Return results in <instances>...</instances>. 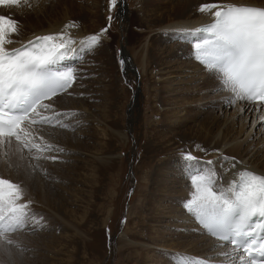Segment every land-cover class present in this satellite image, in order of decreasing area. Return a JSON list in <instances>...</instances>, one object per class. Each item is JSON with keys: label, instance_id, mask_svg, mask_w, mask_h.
<instances>
[{"label": "rangeland", "instance_id": "rangeland-1", "mask_svg": "<svg viewBox=\"0 0 264 264\" xmlns=\"http://www.w3.org/2000/svg\"><path fill=\"white\" fill-rule=\"evenodd\" d=\"M120 1L112 6L111 0H27V4L21 0L19 6H0V14L18 22V35L10 36L14 46L33 34V28L43 29L41 22L47 28L68 19L80 28V41L101 35L94 49L78 52L71 59L74 61H67L77 65L76 79L50 104L51 111L43 113L49 117L59 114L58 122L31 129L42 148L48 144L55 150L29 151L15 138L0 144V178L20 185L25 193L22 203L31 201L26 226L19 233L0 237V264H184L196 257L214 264L227 261L218 254L228 255L230 249L211 243L194 223V214L184 207L194 189L185 176L182 155L191 152L203 161H213L205 171L219 174V159L238 160V155L224 152L246 141L245 148L258 153L252 157L243 150V158L264 168V118H258L264 110L241 101L240 106L251 107L246 111L244 105L241 112L227 100L218 105V99H210L219 91L216 87L208 90L213 86L202 83L201 77L210 78V84L216 79L193 58L191 44L179 39L177 34H186L187 27L174 30L172 26L200 20L206 13L199 11L203 5L235 0H195L192 7L189 0H126L123 11ZM254 1L260 6L264 3ZM27 14L40 20L29 23L24 19ZM102 43L109 44L107 51ZM123 57L130 61V69ZM177 117L182 124L173 130L170 120ZM167 125L176 135L160 147L154 137L166 133ZM208 132L215 139L227 136L229 143L215 148V139L205 140ZM60 133L72 138L69 146ZM113 134H123L127 140L120 137L116 141ZM107 142H111V150L106 148ZM150 144L163 154L150 152ZM99 147L108 152L101 153ZM53 156L56 159L49 158ZM104 161L113 166L92 186L91 171ZM162 165L171 166L166 169L168 175L162 174ZM26 171L33 173L32 183ZM72 178L74 182H67ZM164 180H168V191L159 190ZM9 239L11 244L6 243Z\"/></svg>", "mask_w": 264, "mask_h": 264}, {"label": "snow or ice", "instance_id": "snow-or-ice-1", "mask_svg": "<svg viewBox=\"0 0 264 264\" xmlns=\"http://www.w3.org/2000/svg\"><path fill=\"white\" fill-rule=\"evenodd\" d=\"M20 3L21 0H0V6ZM116 3L117 0H111L112 6ZM213 8L216 9L213 22L191 33H178L179 39L191 44L193 58L212 74L217 86L233 94L230 104L237 100L264 102V7L206 4L199 11L209 12ZM108 19L111 21L112 17ZM17 23L0 14V138L11 143L14 137L29 151H54L52 145L42 148L31 129L37 124L54 126L58 122L59 114L43 115L51 111V105L44 101L71 87L77 65L65 61L78 52L94 49L101 35L80 41L83 47L78 50L74 47L77 41L67 35L66 29L7 48L6 45L14 43L10 36L18 35ZM106 31L107 28L102 29L101 34ZM3 143L0 139V144ZM182 159L185 176L194 189L191 199L184 203L186 211L198 218L207 229L205 234L235 246L241 253V264H264V232L257 233V225L251 223L254 217L264 221V175L244 170L225 181V158L216 164L219 174L205 171L213 166V161H203L191 152H185ZM235 166L233 163L232 167ZM24 194L20 185L0 178V232H15L28 223L31 201L22 203ZM259 226L264 229V222ZM244 256L248 257L246 262Z\"/></svg>", "mask_w": 264, "mask_h": 264}, {"label": "bare ground", "instance_id": "bare-ground-1", "mask_svg": "<svg viewBox=\"0 0 264 264\" xmlns=\"http://www.w3.org/2000/svg\"><path fill=\"white\" fill-rule=\"evenodd\" d=\"M33 1H36V0H33ZM193 1H195V0H189V6L191 5V7L193 6L192 4L194 3ZM198 2V1H197ZM183 3V2H182ZM195 3H196V1H195ZM202 3H204V2H202ZM222 4H220V2H219V4L220 5H223V4H225V3H223V2H221ZM212 4V3H211ZM226 4H235V5H246V6H258V7H264V3H261V6L259 5L260 3H259V1L258 2H256V1H254V0H239V1H230V2H227ZM32 5H33V3H32ZM179 6V5H178ZM183 6H184V4H183ZM186 7H187V4H186ZM190 7V8H191ZM188 8V7H187ZM55 9V7L53 8V10ZM186 10V9H185ZM216 11V9L215 8H213L211 11H209V12H206L205 14H204V16H202L201 18H200V20H189V21H180V22H178V23H175L173 26H172V28H174V30H176V29H179V28H185V27H187V29H186V33H191V32H193L195 29H197V28H199L201 25H205V24H208V23H210V22H212L213 20H214V12ZM55 13V12H54ZM184 13V12H183ZM192 13V12H191ZM196 13V12H195ZM194 12L192 13V14H195ZM47 14V13H46ZM52 14V13H51ZM189 14H190V12H189ZM191 14V15H192ZM191 15H190V17H191ZM195 15H197V14H195ZM182 16H183V14L181 13V14H179V17H181L182 18ZM187 17V16H186ZM189 17V16H188ZM197 16H195V18H196ZM25 20H27L29 23H34L35 21H39L40 19L37 17V16H35V15H26L25 16V18H24ZM192 19V18H191ZM194 19V18H193ZM197 19V18H196ZM64 22V23H63ZM68 25H72L71 27H67L66 28V26H68ZM76 25V24H75ZM73 23H71L70 21L68 22V19H65L64 21H61V22H59V21H57V22H55L54 24H49V26L47 27V28H44V23H42L41 22V26L43 27V29H39V30H37L36 28H33L34 29V33L33 34H31V35H29L28 36V38H26V39H24V41H22V42H20L17 46H14L13 45V43L12 44H8V45H6V47L7 48H15V47H19L20 45H21V43H24V42H27V41H29V40H31V39H34L36 36H40V35H46V34H56V33H59V32H61V31H63V30H65L66 29V31H67V35H69V36H71V37H73V39H75L77 42H79L80 40H82V37H81V34H80V28L78 27V26H75ZM100 28V27H99ZM169 30V29H168ZM29 34V33H28ZM11 39V38H10ZM76 49H78L79 47H80V44L79 43H77L75 46H74ZM101 47H102V49H108V47H109V44L108 43H102V45H101ZM149 47V46H148ZM173 49H171V51H172ZM105 51H107V50H105ZM173 52V51H172ZM146 53V52H145ZM171 53V52H170ZM123 54H124V52H123ZM163 54V53H162ZM161 54V55H162ZM128 55V54H127ZM171 55V54H170ZM90 56V55H89ZM169 56V55H168ZM125 59V60H124ZM128 58L126 57H123V61H125L124 62V64L126 65V67H128L129 69L131 68V63H130V61L128 60ZM179 67V66H178ZM176 72V71H175ZM182 74V73H181ZM210 74V73H209ZM211 76H212V74H211ZM168 79V78H167ZM210 78H204V77H201V81H202V83H204V84H207V85H210V86H213L212 88H210V89H208V90H214L215 88L214 87H216L217 89H218V94L216 93V95L215 96H213V97H210V99H218V100H216V103H218V105H221V104H225V103H227L230 99H231V97H232V93H230V91L229 90H227L226 88L225 89H221V87H218L217 86V84H218V82H217V80H216V83H214V84H210L209 82H210ZM170 83V82H169ZM173 86V85H172ZM204 86V85H203ZM169 87V86H168ZM167 86L166 87H164V89H165V91H166V89L168 88ZM171 87V86H170ZM205 87V86H204ZM171 90V92H174V93H176L177 92V90H176V88H170ZM108 92V91H107ZM111 92H112V90H111ZM110 92V93H111ZM221 92V93H220ZM114 93V92H113ZM113 93H111V94H113ZM230 94V95H229ZM229 95V99H227V97L226 96H228ZM58 97H59V95H56L54 98H52L51 100H49V101H47V102H44V103H46V104H53V102L55 101V100H57L58 99ZM113 97V96H112ZM109 98H110V96H109ZM108 98V100H110ZM113 100H114V98H112ZM106 100H107V98H106ZM107 100V101H108ZM226 100H227V102H226ZM208 101H210V100H208ZM241 101H244V102H247V105L248 106H252V107H255V108H257V109H260V110H264L260 105H257V104H250L248 101H245V100H238V101H236L235 103H234V105L236 106V108L239 110V111H241V112H243V106H244V108H246L247 110L246 111H249L250 110V108L251 107H247V105H246V103L243 105V106H240L239 105V103L241 102ZM219 102H221V103H219ZM215 103V105H217ZM73 104H74V101H73ZM228 104L231 106V105H233V103H229L228 102ZM110 105V104H109ZM71 106V105H70ZM74 106H75V104H74ZM73 106V107H74ZM107 106V105H106ZM218 107V106H217ZM83 108H85V107H83ZM111 110V109H110ZM39 111V110H38ZM87 111V110H86ZM106 111H108V110H106ZM112 111V110H111ZM239 111H237V112H239ZM245 111V112H246ZM257 111V110H256ZM108 113V112H107ZM166 113H168V112H166ZM111 114V113H110ZM115 114V113H114ZM175 115V114H174ZM198 115V114H197ZM103 116V115H102ZM194 116V115H193ZM255 116V115H254ZM105 117V116H104ZM103 117V118H104ZM183 117V116H182ZM102 118V117H101ZM103 118H102V120H103ZM180 118H181V116H180ZM196 118V117H195ZM259 119H263L264 118V114H261L260 115V117H258ZM189 119V118H188ZM108 120H110L109 118H108ZM170 120V119H169ZM198 120V119H197ZM196 120V121H197ZM171 122V124H173V125H171V127L173 128V130L175 129V128H177V127H179V125L181 126V124L182 123H178V117L176 118V121H173L172 119L170 120ZM193 122V121H192ZM214 122V121H213ZM174 123H176V124H174ZM256 123V122H255ZM177 124H179V125H177ZM44 126H48V125H44ZM22 127H24V125H22ZM105 128V127H104ZM164 128H165V125H164ZM166 130H168L166 133H161V132H159V133H157V135H158V138H155L154 137V139H159V142H157V143H155L156 145L158 144V145H160V147H161V145L162 144H164V143H168V142H170L171 140L170 139H172L173 137H174V135H176V134H174V135H172V132H170L169 130H170V126L169 125H167L166 126ZM111 129V128H110ZM114 129V128H113ZM104 131V130H103ZM105 131H106V129H105ZM119 131V130H118ZM230 131H232V130H230ZM186 133V132H185ZM209 134H206L205 136L207 137V138H205V140L207 141H211V139L213 140V139H215V138H211V132H208ZM227 133H229V132H227ZM226 133V134H227ZM61 134V133H60ZM152 134V133H151ZM225 134V133H224ZM232 134V133H231ZM241 134V133H240ZM62 135V134H61ZM65 135V142H68V143H65V144H67L68 146H69V140H71L72 138L71 137H69V135L67 134V133H65L64 134ZM64 135H62V136H64ZM108 135V134H107ZM126 135V134H125ZM214 135V134H213ZM228 135H230V134H228ZM215 136V135H214ZM217 136V135H216ZM111 137H115L116 138V141H121V139H120V137H124V135L122 134V135H120V137L119 136H117V135H115V134H113V135H111ZM236 137V136H235ZM69 138H71V139H69ZM125 138V137H124ZM238 138V137H237ZM249 138V137H248ZM0 139H3V140H8L7 138H0ZM126 140H127V138H125ZM229 139V138H228ZM239 139V138H238ZM113 140V139H112ZM230 140V139H229ZM229 140H227V136H224L223 138H221V139H215L214 140V142H216V144H215V148H220L222 145L224 146L227 142L229 143ZM64 141V140H63ZM74 141V140H73ZM77 141H79V140H77ZM110 141V140H109ZM173 141V140H172ZM233 141V140H232ZM235 141V140H234ZM152 142V141H151ZM240 142V141H239ZM98 144V143H97ZM96 144V145H97ZM104 144V143H103ZM111 142H107V143H105V145H107V147L106 148H108V149H110L111 147ZM245 145H247V142L246 141H242V142H240V143H236L235 145H233L232 147H230L229 149H227L226 151H228V153L227 152H224V155L226 154H228L229 156H233V155H238V156H236L237 158H238V160L237 161H229L228 159H227V157H223V158H225V160H224V163H225V169H224V171H223V174L224 175H227V178H226V180L225 181H227V180H230V179H232V178H234L235 177V174L236 173H238L239 171H244V170H248V171H253V172H255L256 174H259V175H264V168L263 167H260V166H253V164H251V162H250V160L247 162V160H245L243 157H244V152L246 151V153H249V154H252V157L256 154V153H258V151H256V152H251L250 150H248V147L247 148H245ZM99 146V145H98ZM110 147V148H109ZM152 147V148H151ZM153 147H156L155 145H149V149H150V152L151 151H153L154 153H159L158 155H160V154H163V153H160V151H158V148H156L157 149V151H154V148ZM105 147H99V151L101 152V151H103V150H105L106 152H108V149H106ZM74 149V148H73ZM155 149V150H156ZM170 149V148H169ZM97 150V149H96ZM111 150V149H110ZM214 150V149H213ZM244 150V152H242ZM95 151V150H94ZM249 151V152H248ZM97 152V151H96ZM261 152V151H260ZM3 153V152H2ZM102 153V152H101ZM4 154V153H3ZM167 155H168V153H167ZM248 155V154H247ZM12 156V155H11ZM17 156V155H16ZM163 156V155H162ZM17 158V157H16ZM19 159H20V157H18ZM22 158V157H21ZM240 158V159H239ZM22 159H25V158H22ZM112 159V158H111ZM259 159V158H258ZM221 159H219V161H220ZM260 160V159H259ZM18 161H20V160H18ZM92 161V160H91ZM218 161V162H219ZM21 162V161H20ZM255 162V161H254ZM259 162V161H258ZM90 163V162H89ZM233 163H235V167H232V164ZM21 164V163H20ZM26 164V163H25ZM28 164V163H27ZM110 164V165H109ZM13 165V164H12ZM19 165V164H18ZM23 165V164H22ZM29 165V164H28ZM85 165V164H84ZM170 165H172V164H170ZM264 165V164H263ZM16 166V165H15ZM96 166V165H95ZM112 166H113V162H109L108 163V161H104L103 162V165L102 164H100L99 166H96V167H93V169L94 170H92L91 172H92V174H93V178H92V180H91V182H90V184L92 185V186H96L98 183H99V176L101 175V173L102 172H104V173H108V171H109V167H111L112 168ZM3 167V166H2ZM17 167V166H16ZM21 167V166H20ZM49 166H47L46 167V171H47V169H49L48 168ZM170 167L171 166H163L162 165V167H159V169H163L162 170V174L163 175H168V173L166 172V169L167 170H169L170 169ZM12 168V167H11ZM19 168V167H18ZM28 168V167H27ZM31 168V167H30ZM91 168V167H90ZM98 168V169H97ZM23 169V168H22ZM26 170V169H25ZM25 170H23V171H25ZM28 171V170H27ZM26 171V173H27V176H28V178L31 180V183H32V179H33V177H32V174L33 173H31L30 171L29 172H27ZM50 171V170H49ZM90 171V170H89ZM51 172V171H50ZM103 173V174H104ZM51 175V174H50ZM109 175V174H108ZM102 176V175H101ZM22 177H24V176H22ZM166 177V176H165ZM166 178H168V177H166ZM24 179V178H23ZM168 179H171V178H168ZM15 180V179H14ZM29 180V181H30ZM62 180H64V179H62ZM67 180V182H69V183H71V181L72 182H74L75 180L72 178L71 180L70 179H66ZM173 179H171V182H172V185L174 184V182L172 181ZM175 180V179H174ZM26 181V180H25ZM166 182H168V180L166 181ZM165 182V180H164V186L163 187H161V185H159L160 186V188H159V190H161V189H165V190H170V186L167 184ZM34 183H35V181H34ZM41 183H43V182H41ZM45 183V182H44ZM171 184V183H170ZM28 186V185H27ZM32 186V185H31ZM40 187H42V185H40ZM175 187V186H174ZM156 188V187H155ZM194 191V190H193ZM193 191H191L192 193H193ZM30 193H32V192H30ZM40 200H42L43 202H46V203H48L47 201H46V199H40ZM41 202V201H40ZM43 202H41V203H43ZM173 209V208H172ZM163 213V212H162ZM205 231V230H204ZM16 232V231H15ZM206 233V232H205ZM7 235V234H6ZM4 236H5V233H4ZM125 238V237H124ZM206 238L209 240V236L207 235L206 236ZM206 239V240H207ZM211 240H209L211 243H213L214 245H217V246H226L225 244H223V243H221V242H218V241H215L214 239H212V238H210ZM202 240V239H201ZM124 241V240H123ZM205 240H202V242H204ZM206 242V241H205ZM196 243H198V242H196ZM125 245V244H124ZM166 245V244H165ZM195 245V244H194ZM198 245H199V243H198ZM205 246V245H204ZM206 246H208V245H206ZM162 247V246H161ZM165 247H167V246H165ZM228 247V246H227ZM3 248V247H2ZM5 248V247H4ZM160 248V247H159ZM200 248V247H199ZM228 249H230V251H232V252H230L229 251V253H228V255L227 256H230V258L232 259V258H237L235 261H236V263H238V261H240V259H239V257H240V255H238V253L235 251V249H232V248H230V247H228ZM4 250H6V249H4ZM11 250H12V248H11ZM10 250V251H11ZM147 253V252H146ZM147 256H148V253H147ZM149 258H150V256H148ZM231 259H229V258H227V261L228 260H231ZM165 264V263H164ZM212 264V263H211ZM232 264V263H231Z\"/></svg>", "mask_w": 264, "mask_h": 264}, {"label": "water", "instance_id": "water-1", "mask_svg": "<svg viewBox=\"0 0 264 264\" xmlns=\"http://www.w3.org/2000/svg\"><path fill=\"white\" fill-rule=\"evenodd\" d=\"M126 7H127V3H126V0H121V2H120V9L123 11V10H126ZM123 52H124V49H123ZM122 52V53H123ZM124 64V63H123ZM137 90H139V89H137ZM136 95H137V92L135 93V97H136Z\"/></svg>", "mask_w": 264, "mask_h": 264}]
</instances>
